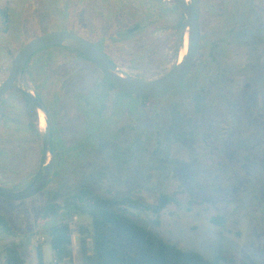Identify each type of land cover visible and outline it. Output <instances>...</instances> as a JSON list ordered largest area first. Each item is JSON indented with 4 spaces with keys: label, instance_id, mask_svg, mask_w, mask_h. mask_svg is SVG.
<instances>
[{
    "label": "rangeland",
    "instance_id": "1",
    "mask_svg": "<svg viewBox=\"0 0 264 264\" xmlns=\"http://www.w3.org/2000/svg\"><path fill=\"white\" fill-rule=\"evenodd\" d=\"M50 1H59L56 13L49 12L44 4L32 13L35 17L27 14L23 37L12 36L0 12V83L23 39L33 38L38 31L45 33L52 27V31H68L67 24L89 37L95 26L94 37L98 39L113 28L104 13L107 8L103 0H68L71 19L57 14L63 12L62 0ZM162 1L167 6L174 3ZM248 1L264 21V0ZM13 2L0 0V10L11 6L19 13V3ZM233 2L238 0L194 1L201 36H218L224 28L222 6ZM175 17L165 16L127 41L113 40L112 48L131 55L130 66L120 68L145 79H157L169 72L178 62L185 33ZM68 62L79 65L65 77L59 75L63 106L59 116L65 140H73L83 115L90 110L84 98L77 101L76 93L93 88L102 80V73L79 61L72 50L48 47L28 61L22 85L32 93L34 85L42 79L52 82L56 70L60 74ZM222 62L229 71L223 85L203 79L202 113L196 110L193 96L197 89L191 83L172 95L145 103L114 90L104 111L94 106L88 113L86 129L99 138L97 144L74 142L65 155L59 149L58 173L35 196L25 200L0 196V214L18 234L8 235L0 229L2 259L6 245L21 241L26 264H37L35 244L44 237L47 241L41 246L47 248L46 230L59 222V216L43 218L45 205L56 201L65 212L71 193L87 187L106 197L130 195L148 204H155L161 193L172 195L175 202L159 215L131 208L128 211L165 240L208 259L220 256L233 258L235 264H264V43L256 48L228 45ZM42 154L40 147L17 148L0 138V186L17 192L30 184L44 170ZM90 220L86 213L67 219L73 230L87 226ZM71 249L72 264H82L76 231Z\"/></svg>",
    "mask_w": 264,
    "mask_h": 264
},
{
    "label": "trees",
    "instance_id": "2",
    "mask_svg": "<svg viewBox=\"0 0 264 264\" xmlns=\"http://www.w3.org/2000/svg\"><path fill=\"white\" fill-rule=\"evenodd\" d=\"M12 1L19 3V13L14 11L11 6H8L4 10L1 9L0 12L6 27L11 29L13 37L24 36V20L27 14L29 17H35L32 13L41 10L44 4L49 12L56 13L55 7L56 4L59 3V1L50 0ZM194 1L195 0H192V3L195 7ZM248 2L247 0L241 2L238 0L236 3L223 4L221 15L224 23L223 30H221L218 36H216V34H205L201 37L192 71L184 84L179 87L181 88L189 83L195 85L197 91L196 95L193 96V100L196 104V110L200 113L204 111L202 110V102L205 97V93H203V79L210 83L213 82V84L221 83V85H223L225 78L229 74V71L222 65L224 63L222 62V57L226 55L227 46L235 44L245 48L249 46L256 48L258 44L264 43V21L260 13L254 8L253 3L250 1ZM68 3V0H62L60 4L64 6L63 12L61 10L60 13L57 14L63 13L65 17L71 19L73 14ZM180 13V26L184 28V17L182 11H180ZM65 26L68 27V31H72L88 39L87 36L71 28L70 25L66 24ZM51 29L50 31H52ZM41 34L43 33L38 31L37 35L35 34L33 38ZM31 39H23L20 49ZM52 48L71 50L65 47ZM75 53L79 61L88 62L96 67L91 60L77 52ZM107 55L111 61L119 67L130 66V54L119 50H113L112 52L107 51ZM77 65H79V63H66L60 70V77L62 78L68 75L70 71H72V67ZM258 65L259 61L257 62V66ZM101 79V81L97 82L96 85L88 91L76 93L77 101H81L84 98L85 101L89 103L90 110L94 106H99L101 111H104V104L110 100L109 96L114 90L125 94L117 90L103 74ZM179 88L170 94L156 98L134 97L145 103L149 100H158L172 95L177 92ZM199 90H201V92H199ZM89 111H86V114L83 115V122L74 132V140L81 144L86 141H91V144L94 146V144H97L99 141V138H94L93 135L91 136L86 129ZM148 112L149 111H146V113ZM142 114L141 112V115ZM60 149V154H66V152L71 151L68 150L69 148ZM80 150L81 148L78 151ZM50 181H48V183H50ZM174 202L175 198L166 193H161L155 204H148L143 199L130 195L106 197L95 193L87 187H79L71 193L69 199L66 201L67 210L65 212H61L60 205L56 201L48 202L43 209V218L48 219L51 216H59V222L53 225L49 230H46L49 234L48 241L55 257L54 263L71 261L73 255L71 249L73 233L76 231L78 233L82 264H235L233 258L216 256L212 259H208L197 251L183 249L177 244L165 240L152 229L147 228L136 220L128 211V208H131L159 215L163 209ZM76 213H86L91 220L87 226H79L76 230H73V227L67 219ZM155 224H158V220H155ZM0 229L8 235L18 236L12 224L1 214ZM35 251L37 264H43V253L39 243L35 244ZM4 253L3 262L2 252L0 250V264H26L23 255V243L21 241H15L6 245ZM239 264L250 263L242 261Z\"/></svg>",
    "mask_w": 264,
    "mask_h": 264
},
{
    "label": "flooded vegetation",
    "instance_id": "3",
    "mask_svg": "<svg viewBox=\"0 0 264 264\" xmlns=\"http://www.w3.org/2000/svg\"><path fill=\"white\" fill-rule=\"evenodd\" d=\"M102 2H104L107 8L104 13L112 20L113 28L111 31L109 30V32L101 34L100 38L97 39L94 37L97 31V29L94 30V26L88 40L105 51L106 54L107 51L112 52L113 50H117L111 47L113 40H116V42L127 41L129 37L131 38V36L133 37L144 32L153 22L159 21L165 18V16H176L177 24L180 25L181 10L175 3L167 6L169 4H165L162 0H103ZM196 12L198 15L197 9ZM131 20L132 23H130ZM142 22H145V24H142ZM123 34L125 36L117 39L118 36H122ZM26 66L23 71V77L26 72ZM59 75L58 70H56L55 78L52 82H48L49 80L46 82L45 79H42L38 86H33L32 94L43 105L46 112L44 127L40 126L39 110L36 104L20 87L14 84L0 97V138H3V141L7 142L10 146L17 148L27 147V145L40 147L43 152L41 159H43L46 136L49 131L50 155L53 163L55 162V167H52V176L49 181L58 173L59 149L70 148L75 142L74 137L73 140L70 138L65 140L62 134L63 130L60 124L59 112L63 106L60 104ZM30 82L32 83V81Z\"/></svg>",
    "mask_w": 264,
    "mask_h": 264
},
{
    "label": "water",
    "instance_id": "4",
    "mask_svg": "<svg viewBox=\"0 0 264 264\" xmlns=\"http://www.w3.org/2000/svg\"><path fill=\"white\" fill-rule=\"evenodd\" d=\"M172 1L184 15L185 33L188 36V49L183 58L178 61L169 72L160 78L145 79L126 73L122 68L110 60L105 51L90 40L72 31H49L31 39L16 53L7 77L0 84V97L15 84L32 99L38 110L43 111L46 115L43 105L37 101L30 91L24 89L22 78L25 66L31 57L40 50L48 47H65L85 56L96 65L97 69L117 90L125 94L145 98H156L172 93L178 89L190 75L198 53L201 38L199 18L192 1ZM49 134L48 131L44 147V161H46L44 170H41L30 184L17 192L0 186L1 197L8 200H25L35 196L41 188L48 183L53 167L51 155L48 159V154H50Z\"/></svg>",
    "mask_w": 264,
    "mask_h": 264
},
{
    "label": "crops",
    "instance_id": "5",
    "mask_svg": "<svg viewBox=\"0 0 264 264\" xmlns=\"http://www.w3.org/2000/svg\"><path fill=\"white\" fill-rule=\"evenodd\" d=\"M46 241L47 240L45 238L44 242H46ZM44 242H41L40 245ZM72 245H73V243H72ZM41 249H42V253H43V264H55L54 263L55 257H54V254H53V251L51 249L50 244L47 246V248L41 246ZM34 251H35V246H34ZM35 254H36V251H35ZM3 262H4V259H3ZM65 263H67V261L62 262V263H57V264H65ZM71 264H72V261H71Z\"/></svg>",
    "mask_w": 264,
    "mask_h": 264
},
{
    "label": "bare ground",
    "instance_id": "6",
    "mask_svg": "<svg viewBox=\"0 0 264 264\" xmlns=\"http://www.w3.org/2000/svg\"><path fill=\"white\" fill-rule=\"evenodd\" d=\"M187 49H188V36H187V34L185 33L184 42H183V45H182L181 52L179 53L178 61H180V60L183 58V56H184V54L186 53ZM38 114H39V119H40V126H41V127H44V126H45V123H46V122H45V114H44V112L41 111V110L38 111ZM40 126H39V127H40ZM40 129H41V128H40Z\"/></svg>",
    "mask_w": 264,
    "mask_h": 264
},
{
    "label": "built area",
    "instance_id": "7",
    "mask_svg": "<svg viewBox=\"0 0 264 264\" xmlns=\"http://www.w3.org/2000/svg\"><path fill=\"white\" fill-rule=\"evenodd\" d=\"M73 219H75V220H76V219H77V216H76V215H75V216H73ZM40 241H41V242H44V241H45V238H44V237H41Z\"/></svg>",
    "mask_w": 264,
    "mask_h": 264
}]
</instances>
